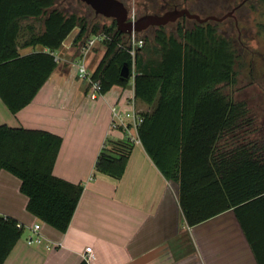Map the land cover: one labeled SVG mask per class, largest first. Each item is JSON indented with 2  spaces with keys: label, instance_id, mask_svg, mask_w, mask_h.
<instances>
[{
  "label": "trees",
  "instance_id": "16d2710c",
  "mask_svg": "<svg viewBox=\"0 0 264 264\" xmlns=\"http://www.w3.org/2000/svg\"><path fill=\"white\" fill-rule=\"evenodd\" d=\"M61 7L59 0H0V97L13 114L27 107L57 70L55 54L75 30L73 47L102 32L110 36L92 70V79L101 81L102 94L130 84L131 78H122L125 65L131 77L133 72L123 48L127 34L118 31L114 20L101 26ZM160 8L194 13L187 0ZM159 12L145 10L136 17ZM29 20L41 22L42 29L23 27ZM217 25L182 18L144 32L145 53L138 55L135 67V99L153 110L143 115L139 138L164 177L178 184V202L188 226L232 211L258 264H264V146L247 102L236 98L239 56ZM169 26L175 30L168 31ZM24 32L29 35L21 42ZM39 46L47 51H20ZM79 53L77 48L70 63L62 65L64 73ZM84 86L87 94L90 86ZM108 143L111 148L106 151H112L100 155L96 171L119 179L134 143L127 139L119 144L121 151ZM61 146L62 138L46 131L0 126V171L21 180L29 213L65 233L84 187L53 175ZM17 223L0 216V264L22 238L24 229Z\"/></svg>",
  "mask_w": 264,
  "mask_h": 264
},
{
  "label": "crops",
  "instance_id": "0c3cea01",
  "mask_svg": "<svg viewBox=\"0 0 264 264\" xmlns=\"http://www.w3.org/2000/svg\"><path fill=\"white\" fill-rule=\"evenodd\" d=\"M20 51L28 55L47 49ZM62 65L17 114L0 97V126L61 137L53 175L83 185L84 192L65 233L41 224L42 235L62 246H29L31 227L40 220L27 210L21 180L0 171V216L25 226L4 264H82L88 247L92 258L87 264H258L232 211L188 226L178 202V184L164 177L142 144L130 147L119 179L96 171L100 155L112 151H106L111 148L108 142L121 151L119 144L128 139L123 129L112 128V107L127 109L135 102L144 115L153 109L135 99V78L128 87L114 86L91 100L75 68L64 73Z\"/></svg>",
  "mask_w": 264,
  "mask_h": 264
},
{
  "label": "rangeland",
  "instance_id": "374dc122",
  "mask_svg": "<svg viewBox=\"0 0 264 264\" xmlns=\"http://www.w3.org/2000/svg\"><path fill=\"white\" fill-rule=\"evenodd\" d=\"M129 11L131 18L140 15L146 10L154 12L156 9L168 3L170 0H122ZM182 1V0H172ZM191 9L202 13V17L216 16L223 17L238 8L234 15L228 17L218 24L219 33L232 40L236 53L239 56L238 66V84L236 88V98L247 102L251 113L255 119V128L259 131L260 143L264 146V5L259 0H250L242 5L243 0H187ZM62 10L65 12H77L81 17H87L93 24L98 23L101 26H110L111 19L97 18L94 10L80 2L79 0H59ZM145 9V10H144ZM165 10L162 9V15ZM98 17V16H97ZM33 26L35 32L42 29V23L39 21L29 20L23 22L22 26ZM168 31L175 30L173 26L167 27ZM77 30L66 41L69 46L77 35ZM145 32V31H144ZM140 33L139 37L143 38L146 33ZM22 40L29 35L28 32L22 33ZM144 39V38H143ZM71 44V45H70ZM75 48V47H74ZM39 49V48H38ZM141 52L140 56L144 55ZM57 56L61 59L59 64H69L75 56L72 49L62 47ZM104 54L102 45L97 46L87 60V65L92 71L98 65ZM135 67H132L135 73Z\"/></svg>",
  "mask_w": 264,
  "mask_h": 264
},
{
  "label": "built area",
  "instance_id": "2783aa9c",
  "mask_svg": "<svg viewBox=\"0 0 264 264\" xmlns=\"http://www.w3.org/2000/svg\"><path fill=\"white\" fill-rule=\"evenodd\" d=\"M138 18H131L129 15V20L136 21ZM110 36L104 32L97 35L88 37L86 41L79 47H73V44L69 46L68 42L64 44L67 49H72L75 54L77 53V48L80 49V53L76 60L71 63V66L75 68L76 76L80 82L89 84L90 88L87 93V97L91 100H98L104 94H102V84L100 80L92 79V71L87 65V60L91 56L94 49L102 45L103 42L109 40ZM74 39L72 40L74 42ZM130 55L132 61V67H136V60L139 54L145 48V40L139 37V33L133 32L132 34H127L125 39V44L123 47ZM55 60L60 63L61 59L55 54ZM135 78V73L132 72L131 79ZM143 113L140 109L135 108V102H132L131 107L123 109L118 106L112 107V128L113 129H123L127 133L128 139L134 144H141L139 138V129L144 121ZM7 218V217H5ZM41 224L39 221L31 227L32 237L28 238L27 244L29 246H39L43 242H47L48 248L49 244L52 246H62L61 243H53L52 241L46 239L41 233ZM19 229H25V226L21 223H17ZM84 260L90 262L92 258V248L88 247L84 253Z\"/></svg>",
  "mask_w": 264,
  "mask_h": 264
},
{
  "label": "water",
  "instance_id": "95a60500",
  "mask_svg": "<svg viewBox=\"0 0 264 264\" xmlns=\"http://www.w3.org/2000/svg\"><path fill=\"white\" fill-rule=\"evenodd\" d=\"M80 2L90 6L97 16H102L116 22L117 29L122 34L142 33L151 27L166 26L170 23H175L182 18L195 20L199 24H205L209 21L222 22L228 17L234 15L236 9L231 13L224 15L221 18L216 16L201 17L198 14L191 13L187 8H175L167 11L162 15H145L138 18L136 21L129 20V11L125 4L120 0H79ZM122 78H131V73L128 65H125L122 70Z\"/></svg>",
  "mask_w": 264,
  "mask_h": 264
},
{
  "label": "flooded vegetation",
  "instance_id": "af4514ba",
  "mask_svg": "<svg viewBox=\"0 0 264 264\" xmlns=\"http://www.w3.org/2000/svg\"><path fill=\"white\" fill-rule=\"evenodd\" d=\"M237 10V9H236Z\"/></svg>",
  "mask_w": 264,
  "mask_h": 264
}]
</instances>
